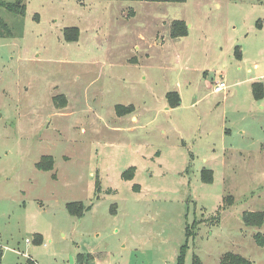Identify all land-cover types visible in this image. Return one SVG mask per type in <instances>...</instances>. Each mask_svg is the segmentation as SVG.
<instances>
[{
    "label": "rangeland",
    "instance_id": "374dc122",
    "mask_svg": "<svg viewBox=\"0 0 264 264\" xmlns=\"http://www.w3.org/2000/svg\"><path fill=\"white\" fill-rule=\"evenodd\" d=\"M23 3L0 6V264H264V0Z\"/></svg>",
    "mask_w": 264,
    "mask_h": 264
},
{
    "label": "trees",
    "instance_id": "16d2710c",
    "mask_svg": "<svg viewBox=\"0 0 264 264\" xmlns=\"http://www.w3.org/2000/svg\"><path fill=\"white\" fill-rule=\"evenodd\" d=\"M137 1H169V2H183L184 0H137ZM0 6H5L10 11L23 14L24 13V3L23 0H13L12 2H6L5 0H0ZM77 28H75V31ZM11 31L8 26L0 19V36H7L10 35ZM186 34V25L182 20H174L170 27H169V35L172 38L182 37ZM75 36L70 39H74ZM252 92L255 98H260L263 95V86L261 83H252ZM169 103L174 104L178 103V95L176 93L169 94L168 97ZM120 109L121 106L119 107ZM51 162L52 159L48 158ZM87 208H90L88 206ZM242 221L243 224L247 227H259L263 223V213L262 212H244L242 214ZM38 237V236H37ZM255 242L260 245L264 246V236L257 232L254 235ZM35 241H37L35 239ZM184 255V248H180L179 254L177 255V262L181 264ZM24 264H37V262L28 257ZM193 264H200L197 258H193ZM219 264H252V262L245 257L233 253V252H226L223 253L219 259Z\"/></svg>",
    "mask_w": 264,
    "mask_h": 264
},
{
    "label": "crops",
    "instance_id": "0c3cea01",
    "mask_svg": "<svg viewBox=\"0 0 264 264\" xmlns=\"http://www.w3.org/2000/svg\"><path fill=\"white\" fill-rule=\"evenodd\" d=\"M256 66V65H255ZM220 77H222V75L220 74ZM252 83H261L263 88H264V84L262 82H257L256 80L255 81H251ZM86 257L83 258L82 254H79V261H80V264H114L112 259L108 258V257H101V256H98V253H96L94 250L91 251H87L86 252ZM125 264H132L131 263V257L129 256L126 263Z\"/></svg>",
    "mask_w": 264,
    "mask_h": 264
},
{
    "label": "built area",
    "instance_id": "2783aa9c",
    "mask_svg": "<svg viewBox=\"0 0 264 264\" xmlns=\"http://www.w3.org/2000/svg\"><path fill=\"white\" fill-rule=\"evenodd\" d=\"M225 88H227V84L225 83V81L220 77L218 80H216L214 82V85L212 87V91L213 92H221L223 91Z\"/></svg>",
    "mask_w": 264,
    "mask_h": 264
}]
</instances>
